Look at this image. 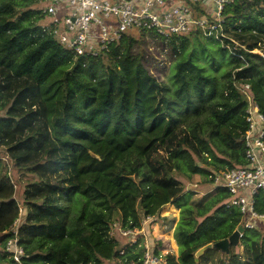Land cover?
<instances>
[{
	"label": "trees",
	"instance_id": "obj_1",
	"mask_svg": "<svg viewBox=\"0 0 264 264\" xmlns=\"http://www.w3.org/2000/svg\"><path fill=\"white\" fill-rule=\"evenodd\" d=\"M37 2L0 0V152L32 178L20 211L0 157V264H16L5 250L13 237L23 264H140L142 240L122 246L111 231L116 223L141 229L167 204L179 216L178 254H165L166 264H208L213 254L227 260L220 264H264L258 229L243 232L242 256L232 246L227 254L211 248L195 261L198 248L232 234L241 213L227 205L226 188L193 198L175 176L200 174L209 183L216 171L248 164V103L238 85L249 84L264 115V0L225 7L230 49L207 38L224 57L206 55L199 30L168 39L172 98L145 67L142 34H124L105 55L75 57L41 26ZM253 199L264 214V190ZM149 224L158 254L162 242Z\"/></svg>",
	"mask_w": 264,
	"mask_h": 264
},
{
	"label": "built area",
	"instance_id": "obj_2",
	"mask_svg": "<svg viewBox=\"0 0 264 264\" xmlns=\"http://www.w3.org/2000/svg\"><path fill=\"white\" fill-rule=\"evenodd\" d=\"M37 1L44 18H48L47 23L44 22L41 26L49 28L61 46L75 57H98L105 55L110 46L118 43L124 34H133L136 37L142 34V40L147 38L156 41L163 51H169L165 45L168 39L199 30L203 37L213 38L223 48L230 49V45L225 41L229 37L224 31V10L227 5L237 0ZM198 3L203 10L201 14L194 7ZM172 56L175 57L174 54ZM238 86L248 103V128L244 134L248 164L224 168L209 175L211 181L203 192L211 193L216 187L227 189V205L237 207L241 213L238 226L243 228L239 235L241 238L246 229H257L259 224L264 225V214L255 211L253 199L258 190H264V115L248 93L249 84ZM2 159L10 168L7 164L10 159L7 156ZM6 173L13 183L10 173ZM196 187L197 185L193 184L189 191H195ZM150 218L152 217H147L146 221ZM14 231L16 235V229ZM119 231L121 235L129 238V244L146 237L143 225L141 229L119 227ZM142 245L144 253L140 264H166L165 255L156 254L146 240ZM5 250L10 253L16 264H23L22 257L25 253L18 245L16 237L7 241Z\"/></svg>",
	"mask_w": 264,
	"mask_h": 264
},
{
	"label": "rangeland",
	"instance_id": "obj_3",
	"mask_svg": "<svg viewBox=\"0 0 264 264\" xmlns=\"http://www.w3.org/2000/svg\"><path fill=\"white\" fill-rule=\"evenodd\" d=\"M39 5H40V3L37 2L36 6L38 7ZM47 21H48V18H44L41 23L42 24L44 22L47 23ZM201 42L207 48V51H206L207 56L210 54L212 56L224 57L218 52V45L215 42H213V41H211L205 37H201ZM141 48L146 53V59H145L146 61L144 63L145 67L160 82H163L166 84V86L170 90L169 96H170V98H172L171 94L174 92V86H173L171 79H170L171 72H172L171 63L173 60V56H172L171 52L170 51H163L156 41H152V40L150 41L147 38L142 40ZM200 48H201V46H199V49ZM203 56H204V53L202 52V50H199L197 55H196V58L197 57H203ZM203 61L204 60L200 59V62H203ZM227 68H228V65H225L224 73H225ZM216 74L220 75L219 71ZM218 78L220 79V77H218ZM3 155L4 154L2 152H0V157H2ZM7 164L10 165V168H9V166H7L5 164L6 165L5 172H9L11 177H12L14 188H15V198L18 201V203L20 204V207L22 210L24 186H25L26 181L30 180L32 178L29 175L28 176L21 175L17 169L12 167L10 160H9V162H7ZM3 172H4V170H3ZM175 176L183 182V185H184L183 188L185 191H187L188 188H189L188 190H191L193 188V184L197 185V187L195 188V191H193V192H195L193 195V198H199L205 194V192H203V191L205 190V188H207L209 183H207L205 177H203L202 175L195 174V175L191 176L189 179L183 178V177L177 175V173H175ZM178 216H179V210L176 209L172 204H167L161 208V210L159 212V216L157 219L156 218L155 219L150 218L147 220V222H150L149 227H150L152 236L155 237V240H160L159 242H162V246L158 245L159 250H160L159 253L162 256L165 255L167 252L174 253L175 255L178 254V246H177V244L174 240L173 234H172L173 233L172 231H174L175 224L178 220ZM145 223H146V220L143 221V224H145ZM19 224H20V219H18L17 224L14 226L13 229H16V227ZM119 227H120L119 224L116 223L114 225V228L111 231V235L114 236L118 240L119 244L123 246L124 244H126L127 241H129V238L121 235V233L119 231ZM144 227H145V225H143V228ZM257 229L262 234L264 233V225L263 224L262 225L259 224ZM246 233L251 238L253 237V233L251 231H246ZM159 236H161V239L158 238ZM144 239H145V237L141 239L143 243L145 242ZM242 246L243 245H242L241 241L237 246H232V253L239 255V256H242L241 255V253L243 251ZM221 261L227 262V260L224 257L216 256V254H213V257L210 258V262H208V264H220ZM104 264H115V263H114V261H112V262L105 261Z\"/></svg>",
	"mask_w": 264,
	"mask_h": 264
},
{
	"label": "water",
	"instance_id": "obj_4",
	"mask_svg": "<svg viewBox=\"0 0 264 264\" xmlns=\"http://www.w3.org/2000/svg\"><path fill=\"white\" fill-rule=\"evenodd\" d=\"M90 154L93 157L97 158V155L93 154L92 152H90ZM242 231H243V228L238 227L237 229H235L232 232V234L228 238L222 239V240L214 242V243H207V244L201 246L194 253L195 261H198L199 257L201 255H203V253L206 250L211 249V248L218 249L221 252H224L226 254L229 253L230 246H237L240 243L239 235Z\"/></svg>",
	"mask_w": 264,
	"mask_h": 264
},
{
	"label": "crops",
	"instance_id": "obj_5",
	"mask_svg": "<svg viewBox=\"0 0 264 264\" xmlns=\"http://www.w3.org/2000/svg\"><path fill=\"white\" fill-rule=\"evenodd\" d=\"M146 223H147V221H146ZM146 223H145V224H146ZM145 224H143V225H145ZM144 232H145V236H146V237H145V240H146L147 243L149 244V239H148V235H147V232H146V230H145V227H144ZM172 232H173V231H172ZM172 234H173V233H172ZM151 235H152V234H151ZM153 238L155 239L154 236H153ZM158 238L161 239V236H159ZM156 239H157V238H156ZM149 245H150V244H149Z\"/></svg>",
	"mask_w": 264,
	"mask_h": 264
},
{
	"label": "clouds",
	"instance_id": "obj_6",
	"mask_svg": "<svg viewBox=\"0 0 264 264\" xmlns=\"http://www.w3.org/2000/svg\"><path fill=\"white\" fill-rule=\"evenodd\" d=\"M158 248H159V246H158Z\"/></svg>",
	"mask_w": 264,
	"mask_h": 264
}]
</instances>
